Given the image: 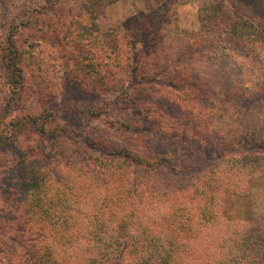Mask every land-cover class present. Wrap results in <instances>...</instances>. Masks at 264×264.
I'll list each match as a JSON object with an SVG mask.
<instances>
[{"label":"trees","instance_id":"trees-1","mask_svg":"<svg viewBox=\"0 0 264 264\" xmlns=\"http://www.w3.org/2000/svg\"><path fill=\"white\" fill-rule=\"evenodd\" d=\"M167 1L183 4L191 0ZM26 4L34 5L40 19L10 27L1 49L13 101L17 96L19 100L24 98L27 66L41 86L33 91L38 107L52 97L48 99L52 95L49 63H36L35 54L20 48L16 40L19 30L31 22L37 26V33H49L59 47L58 53L57 47L52 51L43 47L49 60L55 61L58 54L67 63L78 54L79 59L74 60L87 68L83 70L88 76L98 79L101 90L114 88L117 81L127 86L122 76L132 57L131 41L125 37L148 32L142 73L161 76L163 81L186 88L175 96L181 99L164 102L178 107L180 114L186 104L199 131L196 139L219 131L221 146L230 150L249 140L264 142V107L256 105L264 104L260 99L264 93V64L251 65L259 77L250 86L237 61L240 55L227 50L228 41L235 45L250 37L259 44L263 39L255 26L231 21L224 2L200 6L202 28L192 35L174 27L176 18L166 14L160 19L157 13L136 18L114 33L106 15L109 0H26ZM50 9L53 12L49 16ZM106 32L115 36L111 51H105L102 37ZM195 46L201 50L190 59L185 53ZM200 88L211 96L207 103L212 110L221 108L219 121H215L217 110L209 112V107L201 104L196 91ZM134 93L127 96L134 99L145 92ZM247 99L256 107H249L251 110L239 116L243 119L239 122L235 111ZM160 111L167 116L165 110ZM134 112L142 115L145 110ZM91 113L94 117L101 115L98 111ZM43 115L51 116L47 110ZM31 124V130L42 134L51 128L37 120ZM163 130L169 139L170 130ZM148 146L150 150L146 145L113 147V159L99 161L98 172L88 164L76 165L69 152L56 145L49 147L53 169L48 170L35 161L36 151L30 147L29 156L18 162L24 169L19 208L24 232L37 243L36 255L18 252L0 264H112L121 257L126 264H264V215L256 213L254 194L256 181L264 178V153L247 152L212 161L188 183L180 174V151L182 148L187 154L188 145ZM190 147L191 154L198 150ZM59 155L66 162L60 161ZM240 201L248 204L244 219L237 207Z\"/></svg>","mask_w":264,"mask_h":264},{"label":"rangeland","instance_id":"rangeland-1","mask_svg":"<svg viewBox=\"0 0 264 264\" xmlns=\"http://www.w3.org/2000/svg\"><path fill=\"white\" fill-rule=\"evenodd\" d=\"M25 1L0 0V261H10L18 252L19 254L36 255L37 243L30 240V234L24 232L25 222L19 208V193L24 169L18 162L21 163L29 156L27 152L30 147L36 151L33 156L35 161L48 170L53 169L50 159L53 153L51 148L50 155L49 147L56 145V147L66 149L76 165L78 163L88 164L92 167V171L98 172L100 170L97 165L99 161L104 163L113 159V147L146 145L150 150L148 145H176L178 142L179 145H188L189 148L186 147L187 154L182 148L180 151V153L183 152L180 174L188 183L212 161L218 162L224 157L231 158L247 152L264 153V142L251 140L235 149H226L221 146L219 131L206 133L205 136H201V140L196 139L199 131L194 123V116H190L191 110L185 107L186 104H184L185 111L180 114L178 107L169 106L164 102L170 98L181 99V96L177 99L175 96L180 92L184 93L186 88L179 87L174 82L163 81L161 76H148L142 73L144 50L150 37L148 32H142L139 35L133 33L125 37L131 41L129 47L132 57L131 64L125 66L122 76L128 87L121 86V83L117 81L114 88L101 90L98 88V79L95 80L93 75L88 76L83 70L87 68L79 64L78 60H74L79 59L78 54L72 55L67 61L70 66H67L65 60L58 54L55 56L57 58L55 61L53 58L49 60L48 52H45L43 47L48 51L57 47L56 53L59 47L49 33H37V26L31 22L28 27H25L26 29L19 30L16 40L20 48H25L35 54L33 58L37 60L36 63L39 60L49 63V91L52 95H48V99L52 97L48 102L43 103V106L38 107L33 91L35 87L39 89L41 86L32 68L27 66L28 85L24 98L19 100L17 96L13 101L14 94L7 82V65L5 61H2L4 52L1 49L10 27L13 28L21 21L26 23L32 21L33 18L40 19V14L34 13V5H25ZM217 1L224 2L231 21H244L255 26L263 39L259 44L250 37L235 45L228 41L230 45L227 48L228 53L240 55L237 56V61H240V66L243 67L244 79L251 86L252 80L259 77L257 76L258 71L253 70L251 65L264 64V0H191L183 4H171L166 0H109L106 15L111 28L115 30L114 33L118 32L121 26L136 18L157 13L160 19L166 14L176 18L174 27L178 26L184 34L192 35L195 32L199 33L202 28L198 13L200 6ZM55 5L53 8L56 7ZM52 12L53 9H50L48 15L50 16ZM209 27L208 25L206 28ZM112 33L106 32L102 37L105 41V51H111L115 40ZM35 43L42 46L37 47ZM220 45L224 46L222 43ZM254 47H257L256 52H253ZM200 50V47L195 46L194 49H188L185 54L191 59L193 55L199 54ZM30 56L26 57L30 58ZM177 66L178 63L172 65L173 68ZM173 71L176 70L173 69ZM46 75L48 74L45 73ZM235 77L238 78V75ZM130 86L136 93L144 91V95L136 98L133 96L134 99L127 96V93L135 94ZM42 89L46 90L45 86ZM201 90L202 88L196 89L200 95L201 104L207 105L209 112L214 113L217 110L215 121H219L217 116L222 115L221 108L212 110L213 106L207 103V99L211 96ZM261 95L260 99L264 101V93ZM249 102L247 99L242 107L240 106V110L235 111V119L239 122L243 121L239 116H245L248 110H251L250 108L256 107L250 105L254 103L253 101ZM256 105L260 108L264 107V104ZM160 109L165 110L166 115L175 120L162 116ZM45 110L48 111L49 116L51 115L50 118L43 115ZM136 110H145V112L138 115L134 112ZM91 111H98L101 115L94 117ZM28 120H37L38 123H44L51 128L42 134L39 130H31L32 124ZM131 127L134 128L131 129ZM163 128L170 130L169 139L165 136ZM190 145H194L193 150L198 148L196 153L189 152ZM41 154V158H36ZM58 157L60 161L66 162L62 155ZM254 189L256 213L264 215V178L256 181ZM247 205L246 201L238 202L237 207L242 211L243 219ZM128 260H130L129 256ZM112 264H126V262L121 257Z\"/></svg>","mask_w":264,"mask_h":264}]
</instances>
